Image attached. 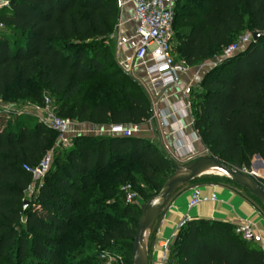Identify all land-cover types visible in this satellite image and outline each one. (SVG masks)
I'll list each match as a JSON object with an SVG mask.
<instances>
[{
  "label": "trees",
  "instance_id": "1",
  "mask_svg": "<svg viewBox=\"0 0 264 264\" xmlns=\"http://www.w3.org/2000/svg\"><path fill=\"white\" fill-rule=\"evenodd\" d=\"M117 14V0H9L0 9V101H19L35 84L39 106L48 93L60 117L93 126L148 122L147 95L129 91L126 82L137 83L112 70L107 39ZM255 31L261 33L256 40L221 60L190 92L193 129L208 154L247 171L256 154L264 163V0L174 6L173 51L187 66ZM6 123L0 128V264H70L66 258L74 261L91 249L97 254L74 264H89L101 251L128 254L138 222L135 204L121 206L114 217L101 198L120 195L126 183L136 188L137 179L155 195L174 173V162L137 135H77L55 152L40 182L24 166H36L57 133L39 121L28 125L24 117ZM87 190L93 195L82 199ZM169 257L173 264H264L253 240L236 235L228 223L202 219L179 225Z\"/></svg>",
  "mask_w": 264,
  "mask_h": 264
},
{
  "label": "built area",
  "instance_id": "2",
  "mask_svg": "<svg viewBox=\"0 0 264 264\" xmlns=\"http://www.w3.org/2000/svg\"><path fill=\"white\" fill-rule=\"evenodd\" d=\"M8 1L0 0V9L7 6ZM132 3L134 6L133 20L137 23L135 34L138 37L133 59L144 69L146 76L150 78L147 92L151 96L149 101L151 108L154 109V115L157 113V107L160 102H165L169 107L168 109H170L162 117L172 120L168 125V134L173 139L172 147L170 148L165 141L162 152L167 156L172 153L176 159L188 161L198 153L197 145L204 147L195 132H193L190 140L187 139L183 134V125L180 123L182 117L191 113L190 89L187 88L183 91L184 100L181 104H169L164 97L168 89L178 86L182 74L188 68L184 61L176 59L173 51V0H132ZM0 27H2L1 23ZM251 38L252 35L248 32L239 36L236 41L224 47L221 60L232 57L238 51L244 49ZM139 85L144 87L142 83H139ZM38 112L40 114L39 122L60 136L62 147L70 146L71 140L65 138L64 133L66 127L72 124V119L58 116L48 97L44 98L42 105L38 108ZM10 115V108H1L0 122L3 119H9ZM1 127L2 124L0 123ZM103 131L112 136L132 137L136 132H140V126L110 124ZM52 159V154L48 152L36 166H24V169L31 174L33 180L41 182L52 164ZM257 178H261L264 181L262 175H258ZM122 191L128 202L136 198V193L131 183L124 184ZM216 198V193L206 194L201 188L195 186L191 189L188 207H194L203 202L215 201ZM234 233L245 240H253L256 237L253 226L249 221H243L234 226ZM170 246L169 241H164L161 244L160 255L154 264H173L169 257ZM117 255L115 252L101 251L98 254V259L101 264H114L118 257Z\"/></svg>",
  "mask_w": 264,
  "mask_h": 264
},
{
  "label": "crops",
  "instance_id": "3",
  "mask_svg": "<svg viewBox=\"0 0 264 264\" xmlns=\"http://www.w3.org/2000/svg\"><path fill=\"white\" fill-rule=\"evenodd\" d=\"M117 13L113 32L107 39V46L115 63L133 77L137 76V78L134 77L136 83L138 85L142 83L144 85L142 87L143 91L146 93L150 78L146 76L144 69L133 59L138 37L135 34L137 23L133 20L134 6L132 0H117ZM212 68L213 64L208 60L197 65L188 66L187 70L182 74L178 86L172 87L165 92L164 97L168 103L181 104L184 100L183 91L187 88L190 89V92L199 89L202 79ZM147 95L150 100L151 96L148 92ZM0 103L3 102L0 101ZM168 108L165 102L158 104L157 113L153 115V122L155 124L153 135L154 137L158 135L164 136V140L171 148L173 139L168 134V125L172 120L162 117L167 110H170ZM0 123L3 125L5 120H1ZM146 123L140 125V131L144 132L148 130ZM180 123L183 125V134L190 140L194 132L191 113L182 117ZM71 125H68L65 129V138H67L68 128ZM93 127L90 129L96 132L97 130L103 131L106 126ZM77 135L81 134H76L73 137ZM167 137L169 141H167ZM197 148L200 150L201 147L197 145ZM168 157L172 161H182L176 159L172 153ZM253 172L257 176L259 175L254 169ZM206 176H198L182 186L172 195L160 211L151 229L150 237L147 240L149 264H154L158 259L161 244L164 241H169L170 244L173 242L177 229L185 218L189 220H215L228 223L233 227L243 221H249L256 233L253 241L264 252V211L249 197L245 189L229 181V179L226 178V180L231 182V185L224 183L223 179H210V177ZM195 186L201 188L206 194L216 193V200L203 202L189 208L190 192Z\"/></svg>",
  "mask_w": 264,
  "mask_h": 264
},
{
  "label": "rangeland",
  "instance_id": "4",
  "mask_svg": "<svg viewBox=\"0 0 264 264\" xmlns=\"http://www.w3.org/2000/svg\"><path fill=\"white\" fill-rule=\"evenodd\" d=\"M183 1H186V0H173V5L175 6V5L179 4V6H180ZM179 8L182 9V7H179ZM221 59H222V52H220L216 56L212 57L208 61L211 62V64H213V67H214L216 64H218L220 62ZM111 66H113V69H112L113 71L114 70L116 71L118 69H121L122 71H124L126 73L127 79L130 78V79H133L135 81L134 77L137 78V76L133 77L132 75L128 74V72H126L124 69L120 68L117 64L111 65ZM126 83H127L126 86L129 87L128 89H130L129 91H131V92H136V91H142L143 90L142 87L137 86L138 84L136 86H134L130 82H126ZM37 89H38V86H36L35 84L31 85L30 86L29 95H27L26 97H23L19 101H15V102L0 103V109L3 108V107H8V108H10V113H11L10 118L5 120V123H3L2 127L7 124L6 122H14L15 119L18 118V117H24L26 119V122L28 123V125H33L36 121H39L40 114L38 112V108L40 106L36 102V100H37V97H40V94L34 93V91L37 90ZM145 94L147 95V92ZM43 96L44 97H48L51 100V102H52V106L54 107L53 100L51 99V97H49L48 93H44ZM115 96L118 98L120 96V91H118L117 94H115ZM20 113H22V114H20ZM153 115H154V109L151 108V117H150L149 121L146 123L147 127H148V130H146L144 132L141 130L140 132H136L135 135L143 137V138H147L150 141H153L154 143H156L157 145H160L159 149L162 151V148L164 147L165 140H164V136L158 135V136L154 137V135H153V133L155 131V128H154L155 124L153 122ZM72 121H73V124L68 128L69 131L67 133V139H70L71 142H72L73 136L76 135V134L93 135V136H99V135H107V136H109V134H106L104 131H101V130H97L96 132H94L93 130L90 129V128H94L93 125H91L89 123L78 122L75 119H72ZM152 128H153V130H152ZM61 144H62V142L60 141V136L58 134H56L55 142H54L53 146L51 147V149L49 151L52 154V157L54 156L55 152L58 149H66V148L69 147V146L62 147ZM206 155H209L208 151L206 150L205 147H201L199 152L196 155H194L190 160H192L194 158H197V157H200V156H206ZM190 160H188V161H190ZM188 161L173 160L175 166H181V165L187 163ZM253 161H254V157H252L251 164H252ZM240 169L245 171V172H253V168L251 167V165H250L249 171L245 170L244 168H240ZM257 173L259 175H262V177H264L263 176L264 169L261 166L257 167ZM206 177H210V179H223L224 183H228V184L231 185V182L226 180V178H224V177H220V176H216V175H209V176H206ZM137 182H138V186H136V188H134V191L136 193V198L133 201H131V202H128L125 199V194L122 191V186L119 187L120 195L119 194H114L111 197L101 198L102 199L101 202H103V204L105 206H107V209H108L107 210V214L108 215H111V216H114V217H118L120 209H121V206L134 203L135 204V208H136L135 209L136 210V214H137L136 220L138 221L140 213H141V210H140L139 206L142 203H144V201L147 198H150V197L153 196V191L151 189H149L148 186L146 184H144L140 179H137ZM32 193H33V188L31 187L27 191V197L32 195ZM93 193H94L93 191L87 190L86 193L82 196V199L88 200L89 198H91ZM248 195H249V197H251V195L249 193H248ZM116 203H119L120 205H118ZM88 207H89V205L87 203H82L81 204V208L82 209H87ZM259 207L262 208L261 206H259ZM153 226H154V224H153ZM152 227H151V229H152ZM151 229L149 231L147 240L150 237V232L152 231ZM130 253H131V251L128 252V254L127 253L122 254L120 252L117 255L118 257H117L116 261L114 262V264H124L123 260H125V259L129 260L131 262V254ZM92 254L96 255L97 254L96 250L91 249V250L87 251L84 255L79 256L74 261H71L70 260L71 258H69V259L66 258V260L68 261V263L74 264L80 258L82 259V257H83V259H86L84 257H88L89 255H92ZM88 263L89 264H101L99 262V259L97 258V256H96V258L94 260H92L91 262L89 261Z\"/></svg>",
  "mask_w": 264,
  "mask_h": 264
},
{
  "label": "water",
  "instance_id": "5",
  "mask_svg": "<svg viewBox=\"0 0 264 264\" xmlns=\"http://www.w3.org/2000/svg\"><path fill=\"white\" fill-rule=\"evenodd\" d=\"M260 34V32H253V40H256ZM167 141H169L168 137ZM256 162L264 169V163L258 154L254 155V161L251 164L253 169H256ZM207 164H211L222 171L225 178L245 189L264 208V187L257 181L255 172H245L211 155L194 158L181 166H175V171L167 182L142 207L132 242L131 264H149L147 238L144 239L146 230L149 228L150 231L160 211L172 195L192 179L200 176L201 170ZM26 204L27 201L24 202V205ZM186 220L188 219L185 218L182 222Z\"/></svg>",
  "mask_w": 264,
  "mask_h": 264
},
{
  "label": "bare ground",
  "instance_id": "6",
  "mask_svg": "<svg viewBox=\"0 0 264 264\" xmlns=\"http://www.w3.org/2000/svg\"><path fill=\"white\" fill-rule=\"evenodd\" d=\"M202 175H216V176H220V177H225V174H223L222 171H220L219 169H216L214 166H212L211 164H207L200 172V176ZM148 233H149V228L146 230V233L144 235V239H146L148 237Z\"/></svg>",
  "mask_w": 264,
  "mask_h": 264
}]
</instances>
